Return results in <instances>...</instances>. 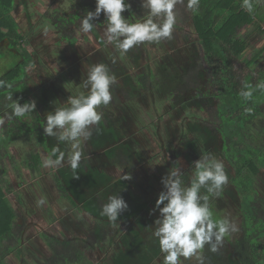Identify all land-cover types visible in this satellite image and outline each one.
<instances>
[{"label": "rangeland", "instance_id": "rangeland-1", "mask_svg": "<svg viewBox=\"0 0 264 264\" xmlns=\"http://www.w3.org/2000/svg\"><path fill=\"white\" fill-rule=\"evenodd\" d=\"M59 1L23 0L21 4L9 9L27 39L25 45L32 56V64L27 68L29 84L33 90V100L45 123L47 114L54 111L57 106H63L62 103H65L77 88L87 91L82 89L81 82L87 77V67L96 63H105L110 72L121 81L112 86L115 87L116 93L123 91L121 87L132 92L133 112L125 114L119 109V113L123 114L122 117L116 113L114 106H109L110 104L98 109L103 113L102 120L98 125L92 126V136L83 145L84 158L77 170L79 179H73L72 170L65 165L58 169L43 167V173L39 171L35 177L24 169L26 180L21 181L6 160L15 190H10L8 193L10 202L27 223L25 245L22 247L24 252L21 251V256L25 255V262L13 254L9 256L11 264H47L51 255L49 237L55 234L64 233L78 239L82 245L91 238L97 242L102 241L105 231L103 233L102 226L97 222L98 216L92 215L91 212L101 214L98 208L99 200L108 202L111 195H121L124 199L132 200L135 190L128 183L133 185V181L135 184L137 180L141 181L139 183L141 187L138 188V195L134 201L129 202L130 206L126 211L130 210L135 214L139 211L138 205L142 203L139 195L150 199L146 207L149 208L151 204L154 209L158 195L163 189L161 178L168 171L167 164L174 159L173 150L182 151L178 159L181 163L178 168L182 170L186 184L193 175V162L202 152L221 159L216 151L207 150L210 134L204 125L198 123L191 114L188 116L187 111L178 115L177 111L171 113L166 108L170 102L166 97L169 91L179 84H184L186 80L184 76L192 72V69L199 70L201 83L206 82L203 68L207 66L202 59L199 39L192 22L188 20L183 0L174 8L176 17L183 19L184 22L178 26L181 31L173 28L171 39L163 40L159 44L145 42L134 46L123 57L107 43L106 25H94L89 33L82 32L81 26L74 28L73 34L76 38L72 40L75 39V43L62 40L55 27L44 19L45 12H50ZM262 10L264 11V2H262ZM263 30L264 22L249 25L242 31L247 34L245 53H256V63L264 60ZM0 52L1 75L20 57L8 48L6 41L0 45ZM113 56L116 57L115 63L111 59ZM130 56L134 57L135 62L129 59ZM142 68H145L148 75L151 72L155 78H159V81L169 74L168 82H161L159 86L144 92L137 86L134 78L135 72ZM149 76L150 80H153V77ZM186 85L189 86L184 89V93L177 95L173 105L191 109L196 101L192 99L191 92L186 90L193 89V85L189 80ZM128 135H133L134 139L129 138ZM185 137L188 140L183 142ZM48 139L47 149L34 148L26 142L17 141L11 144L10 150L19 162L23 161L29 152H40L44 159L57 144L54 137ZM194 142L198 143L199 148ZM60 148L66 151L67 145L61 144ZM224 163L229 182L223 193L219 197H214L215 204L222 218L227 216L238 225L239 199L230 185L232 173L227 163ZM54 172L62 177L78 202V207L74 208L68 200L60 196L54 181ZM146 173H150L152 177L147 179L146 186H143L144 181L141 179ZM125 176H131V179L125 180ZM109 186L115 188H108ZM117 186L121 188H116ZM256 188L257 198L264 206V167L256 177ZM123 189L124 191H121ZM123 192L128 195L124 197ZM41 198L45 199L46 203L38 207L36 201ZM158 215V210L155 213L151 211L147 222L152 223L150 220L155 221ZM52 216L57 219L53 220ZM100 218L108 219L106 216H100L99 220ZM125 226L120 228L116 226L111 230L109 238L111 239V235L116 237H112L111 245L108 244L103 248V245L99 244L96 252H89L94 262L101 260L105 264H148L151 261L162 264L159 258L163 259V253L160 252L158 239L152 236L142 245L136 243L140 237L137 239L133 234L137 240L133 243H124L122 241L128 238V233L132 230L131 224ZM237 232L230 235L235 237ZM221 252H228L225 241L217 252L206 254L205 264H216V257ZM190 263L196 264L195 259H182V264ZM233 264L238 263L233 262Z\"/></svg>", "mask_w": 264, "mask_h": 264}, {"label": "trees", "instance_id": "trees-1", "mask_svg": "<svg viewBox=\"0 0 264 264\" xmlns=\"http://www.w3.org/2000/svg\"><path fill=\"white\" fill-rule=\"evenodd\" d=\"M22 1L0 0V45L6 41L8 48L20 57L0 75V81L13 85L11 89L0 88V117L4 116L5 111H11L4 107L5 96L9 91L13 93L14 99L21 98L22 104L33 100L27 71L32 64V56L26 48L27 39L21 32L17 19L9 12L11 7ZM128 2L131 9L122 15L129 22L130 19H143L147 10L142 8L141 0ZM242 2L243 0H199L198 11L193 13L187 9V0H183L188 20L192 22L199 39L202 59L207 66L203 68L206 82L201 83L199 70H193L184 76L186 80L183 86L177 85L166 96L169 101H176L177 95L184 93V88L189 86L186 85L187 80L192 83L193 89L186 91L191 92L192 99L196 102L191 109L183 110L207 128L210 134L207 150L216 151L232 173L230 185L239 199L238 232L235 237H225L228 252H221L216 257V264H232V258L238 264H264V206L257 198L256 188V177L264 167V90L255 89L258 83L264 82V60L256 63V53H245L247 34L242 33L249 25L263 23L264 11L261 0H252V14L241 6ZM95 7L96 0H60L50 12H45L44 19L55 27L62 40L75 43V39L72 40L76 38L73 29L79 28L87 11H94ZM105 19L102 13L93 21L94 25H106ZM181 23H184L183 19L176 17L174 28L179 29ZM149 79L148 75H142L141 72L137 74V82L146 92L161 83L157 78L156 83ZM162 82L166 83L165 80ZM193 82L196 83L195 86ZM245 84L255 89L249 101H244L239 95ZM44 124L45 120L36 106L35 111L25 118L5 119L0 125V264H11L9 256L13 254L23 262L26 259L25 255L21 256V251L25 245L27 223L10 202L8 193L15 190L6 160L21 181L26 180L24 169L33 177L39 171L43 173L40 152H29L19 162L10 146L23 141L34 148H49L48 136L43 132ZM184 139L188 140L186 137ZM176 154L179 155L180 152ZM177 165L178 162L173 161L170 168ZM53 176L60 196L73 207H78V202L62 177L57 172ZM123 195L125 197L128 194L123 192ZM215 203L214 197H210L214 217L222 218ZM52 218L57 219L55 216ZM101 223L103 225L105 222ZM107 224L112 222L107 221ZM61 234L49 237L51 255L47 264H105L101 260L94 262L89 256V252L97 251L99 242L91 238L83 247L78 239ZM211 253L205 245L202 252L204 257Z\"/></svg>", "mask_w": 264, "mask_h": 264}, {"label": "clouds", "instance_id": "clouds-1", "mask_svg": "<svg viewBox=\"0 0 264 264\" xmlns=\"http://www.w3.org/2000/svg\"><path fill=\"white\" fill-rule=\"evenodd\" d=\"M182 0H141L146 15L142 20L130 23L122 15L131 9L128 0H96L94 11H87L81 21V31L89 33L94 28V20L101 14L106 21V41L111 44L121 57L134 46L148 43L159 44L172 38L176 23L174 8ZM264 2V0H261ZM249 14L254 12L252 0H243L241 5ZM199 0H187V9L196 13ZM116 62V57H111ZM117 83V77L111 73L105 63H96L87 67V77L81 82L86 92L77 88L63 106H57L46 116L43 132L54 137L57 144L42 160L44 168H61L67 165L73 172V179H79L78 169L84 158L83 145L92 136V126L98 125L103 113L101 106H108L113 99L111 87ZM11 89L13 85L0 81V88ZM255 89L264 90V82L258 83ZM251 85H244L239 95L244 101L253 97L255 90ZM21 98H13L11 91L5 96L4 116L0 125L13 118H25L35 111L34 100L20 103ZM250 111V110H249ZM61 144L67 145L62 151ZM194 171L190 183H185L183 172L174 167L162 176V191L158 195L155 208L158 217L152 235L158 239L160 252L163 253L162 264H182L183 260L195 259L196 264H205L202 252L205 245L211 252H217L223 245L226 236L238 231V225L227 216L215 218L210 207V197H219L229 182V176L223 160L210 153L202 152L194 162ZM124 179H131L125 176ZM203 190V191H202ZM46 200L36 201L42 207ZM129 208L121 195H111L102 206L101 215L115 222Z\"/></svg>", "mask_w": 264, "mask_h": 264}, {"label": "flooded vegetation", "instance_id": "flooded-vegetation-1", "mask_svg": "<svg viewBox=\"0 0 264 264\" xmlns=\"http://www.w3.org/2000/svg\"><path fill=\"white\" fill-rule=\"evenodd\" d=\"M138 20H142V19H137V20H134V19H130V22L131 23H134V22H137ZM176 31H181L180 29H175ZM75 42V41H74ZM129 59L131 60V61H134L135 62V59H134V57H129ZM194 69H192V71H193ZM142 73V75H148V73H147V71L145 70V68H142V70H137L136 72H135V76H134V78H135V82H136V84H137V86L138 87H140V88H142L141 87V84H139L138 82H137V74L138 73ZM149 75H151V77H154L153 76V74L150 72V74ZM148 75V76H149ZM149 78H150V76H149ZM168 78H169V74H167L163 79H162V81H166V83L168 82ZM158 80H159V78H157ZM150 80V79H149ZM156 81V78H154L153 80H151V82H154V83H156L155 82ZM162 81H159V82H162ZM117 82H119V83H121V81L120 80H118L117 79ZM149 82V81H148ZM179 85H182L183 86V84H179ZM156 87V86H155ZM154 87V88H155ZM120 89H122L123 91L122 92H119V93H116V89H115V87H112V93H113V99H112V101L110 102V105L109 106H114L115 108H116V113H119V109L120 110H122L125 114H130V113H132L133 112V106H132V92H130V91H128L127 89H124V88H120ZM185 89V88H184ZM142 90L144 91V92H146L143 88H142ZM152 90V89H151ZM135 90H133V92H134ZM115 97V98H114ZM173 102L174 101H170L169 102V104L166 106V108H167V110H168V112H173V111H177L178 112V115H181V114H184L185 113V110H183V108L181 107V106H179V105H177V106H174L173 105ZM171 107H175V108H171ZM122 117H123V114L122 113H119ZM122 122H123V120L120 122V124L122 125ZM119 124V123H118ZM125 129V128H124ZM134 135V134H133ZM133 135H128V137L129 138H131V139H134V136ZM184 141H186L185 139L183 140V142ZM196 144V147H198L199 148V146H198V143L196 142H194V145ZM118 145H120V144H118ZM203 147H204V145H202ZM209 151V150H208ZM172 152H174V159L173 160H171L168 164H167V166H166V168L168 169V170H170L171 168H170V164L173 162V161H177L178 162V165H177V167H179L180 166V160H178L179 158H180V156H181V154H182V151L181 150H179V149H175V150H173ZM177 152H180V154L179 155H177L176 153ZM206 152V151H205ZM210 152V151H209ZM133 155V154H132ZM133 172V171H132ZM151 173V172H150ZM150 173H146L145 174V176H144V178H142L141 180H143L144 181V183H143V186H146V184L145 183H147L148 181H147V179L149 180L151 177H152V175L150 174ZM115 178H117V177H115ZM191 177H189V179H190ZM137 180V179H136ZM133 181V180H132ZM141 181H139V180H137V182H136V184L134 183V181H133V185H131V184H129L128 182H126V183H128V185H130L131 187H133V189L135 190V192L137 193V194H135V192H134V198L138 195V188L139 187H141V186H139V183H140ZM190 182V181H189ZM72 194V193H71ZM133 196V195H132ZM141 198H142V203H140L139 205H138V209H139V211L135 214V213H133L132 211H130V210H128V211H125V212H123L122 213V215H121V217L120 218H118L117 219V221L115 222V223H113L112 221V224H107V221H110L109 219H103V218H100V220H99V217L100 216H102L101 214H94V213H92L91 212V214L92 215H94V216H98V219H97V222H99V224L102 226V229H103V233H104V231H105V236H102V241H100L99 243H98V246L97 247H99V244H101V245H103V248H104V246H106V245H111V239H112V237H114V238H116L115 236H112L111 235V239L109 238V233L111 232V230L114 228V227H119L120 228V226H123V227H126L125 225H128V224H131V226H130V228L132 229L131 230V233L132 232H134V233H128V238L126 239V240H123L122 242H124V243H126V242H134V241H136L139 237H140V240L139 241H136V243H140V244H142L143 245V242H146V241H149L150 240V238L153 236L152 235V233H153V228L155 227V224H154V221H153V219H151L150 221L152 222V223H149V222H147V221H149V219H147V217L149 216V213L151 212V210L153 209V205H151L150 204V206H149V208H147L146 207V205H147V201H149L150 199H148V198H145L143 195L141 196V195H139ZM134 198L131 200V199H125L126 201H127V203H128V205L130 206V203L129 202H132V201H134ZM105 203H107L106 201H104V200H99V202H98V204H99V210H101L102 209V206L105 204ZM79 206V205H78ZM74 208H76V207H74ZM155 219H156V217H155ZM101 221H104L105 223L102 225V223H101ZM133 234H135L136 235V237H137V239H135L134 237H133ZM62 235V234H61ZM60 235V236H61ZM64 235V234H63ZM62 235V236H63ZM65 237H67V238H73V237H70V236H67V235H64ZM113 238V239H114ZM74 239V238H73ZM94 239V238H93ZM96 241V240H95ZM97 242V241H96ZM120 242V241H119ZM81 243V242H80ZM81 245H82V243H81ZM83 247L85 246V244H83L82 245ZM115 250V249H114ZM232 264H233V262H236L233 258H232ZM159 262H162V260H161V258H159ZM148 264H155V263H151V261L148 263Z\"/></svg>", "mask_w": 264, "mask_h": 264}]
</instances>
